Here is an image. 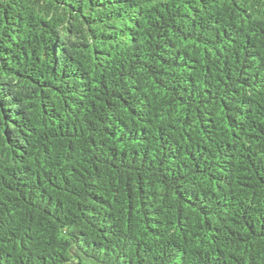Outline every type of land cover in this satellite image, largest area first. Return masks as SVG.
<instances>
[{"label": "trees", "instance_id": "16d2710c", "mask_svg": "<svg viewBox=\"0 0 264 264\" xmlns=\"http://www.w3.org/2000/svg\"><path fill=\"white\" fill-rule=\"evenodd\" d=\"M0 264H264V0H0Z\"/></svg>", "mask_w": 264, "mask_h": 264}]
</instances>
